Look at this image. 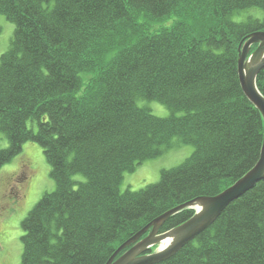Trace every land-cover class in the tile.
Segmentation results:
<instances>
[{"label":"trees","instance_id":"1","mask_svg":"<svg viewBox=\"0 0 264 264\" xmlns=\"http://www.w3.org/2000/svg\"><path fill=\"white\" fill-rule=\"evenodd\" d=\"M250 9L264 13V0H0L14 25L0 56V169L34 143L55 183L21 223L20 264H106L162 214L221 193L255 166L263 122L237 74L239 45L264 31V16L241 19ZM256 86L264 97V69ZM174 140L193 153L158 183L120 192L124 174ZM193 215L178 212L158 234ZM157 264H264V181Z\"/></svg>","mask_w":264,"mask_h":264},{"label":"rangeland","instance_id":"2","mask_svg":"<svg viewBox=\"0 0 264 264\" xmlns=\"http://www.w3.org/2000/svg\"><path fill=\"white\" fill-rule=\"evenodd\" d=\"M240 15L242 20L248 15H255L261 19L264 13L250 9L243 11ZM233 20L239 21L240 16L234 17ZM170 26L171 22L165 21L154 28L161 29ZM13 32L14 25L0 15V56L8 50ZM92 78V74L82 75L84 83ZM136 106L149 110L152 115L159 118H166L170 114L164 106L155 101L137 100ZM28 127L36 131L33 122H28ZM6 147L7 142L0 135V149ZM192 153L191 146L180 145L177 140H174L173 147L161 157L142 163L133 173L124 174L119 187L120 192L127 190L135 192L147 185L158 183L162 170L179 166ZM81 179L80 176L75 178V180ZM54 190L55 183L50 177V167L44 158L42 149L34 143H26L22 147V152L0 169V264H20L21 237L23 236L21 223L42 196ZM153 249L155 251L156 247ZM148 253L151 252H144L146 255Z\"/></svg>","mask_w":264,"mask_h":264},{"label":"water","instance_id":"3","mask_svg":"<svg viewBox=\"0 0 264 264\" xmlns=\"http://www.w3.org/2000/svg\"><path fill=\"white\" fill-rule=\"evenodd\" d=\"M253 46L255 49L251 52ZM238 52L237 74L240 88L247 100L258 110L263 122V140L257 163L221 193L213 197L195 199L153 220L132 239L121 245L106 264H157L169 259L214 224L231 203L264 181V97L256 86L257 76L264 69V31L249 35L239 45ZM185 209L194 210L192 218L170 231L158 234L159 228L170 217ZM143 235L146 236L141 239ZM165 240H169V244L161 249L160 245ZM153 247H156L155 251L144 254ZM127 248L129 249L124 254L115 259Z\"/></svg>","mask_w":264,"mask_h":264},{"label":"bare ground","instance_id":"4","mask_svg":"<svg viewBox=\"0 0 264 264\" xmlns=\"http://www.w3.org/2000/svg\"><path fill=\"white\" fill-rule=\"evenodd\" d=\"M169 244V240H165L163 244L161 243L160 248L163 249Z\"/></svg>","mask_w":264,"mask_h":264}]
</instances>
